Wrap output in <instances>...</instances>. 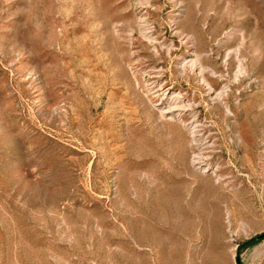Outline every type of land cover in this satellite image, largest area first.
Instances as JSON below:
<instances>
[{"label":"rangeland","instance_id":"1","mask_svg":"<svg viewBox=\"0 0 264 264\" xmlns=\"http://www.w3.org/2000/svg\"><path fill=\"white\" fill-rule=\"evenodd\" d=\"M261 234L264 0H0V264H264Z\"/></svg>","mask_w":264,"mask_h":264},{"label":"trees","instance_id":"2","mask_svg":"<svg viewBox=\"0 0 264 264\" xmlns=\"http://www.w3.org/2000/svg\"><path fill=\"white\" fill-rule=\"evenodd\" d=\"M262 239H264V234H261V235H257L251 239H248L246 241H244L241 246L242 248L246 247V246H251V245H254L256 243H258L259 241H261Z\"/></svg>","mask_w":264,"mask_h":264},{"label":"bare ground","instance_id":"3","mask_svg":"<svg viewBox=\"0 0 264 264\" xmlns=\"http://www.w3.org/2000/svg\"><path fill=\"white\" fill-rule=\"evenodd\" d=\"M201 67V66H200ZM202 69V68H201ZM201 72V71H200ZM202 73V72H201ZM204 73V72H203ZM164 95H167L166 97H167V101H168V104H169V108H170V111H172V110H174V109H176V108H174L176 105H177V103H179V102H177V100H176V98H175V96H171V95H169V92H164L163 93ZM169 95V96H168Z\"/></svg>","mask_w":264,"mask_h":264},{"label":"water","instance_id":"4","mask_svg":"<svg viewBox=\"0 0 264 264\" xmlns=\"http://www.w3.org/2000/svg\"><path fill=\"white\" fill-rule=\"evenodd\" d=\"M236 262H237V264H242V261H241V258L239 255H237V257H236Z\"/></svg>","mask_w":264,"mask_h":264}]
</instances>
